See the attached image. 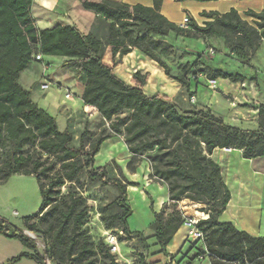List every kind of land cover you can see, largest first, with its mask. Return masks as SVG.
Returning a JSON list of instances; mask_svg holds the SVG:
<instances>
[{
	"label": "trees",
	"instance_id": "1",
	"mask_svg": "<svg viewBox=\"0 0 264 264\" xmlns=\"http://www.w3.org/2000/svg\"><path fill=\"white\" fill-rule=\"evenodd\" d=\"M35 0H0V185L13 175L34 176L42 202L36 215L24 218L28 232L36 233L44 227L41 237L51 240V249L41 252L33 238L18 230L0 215V234L19 239L33 253L23 252L10 262L23 258L39 264H59V259L71 258L72 264H119L108 245L102 249L103 258L81 230L88 217L89 207L84 198L69 188L65 197L61 188L75 183L84 169L95 162L102 144L112 136L98 137L72 146L73 135L62 131L54 116L40 108L32 99V92L20 84V76L38 54L65 58L64 66L75 68L77 80H85L82 100L95 107L102 118L111 122V129L124 135L131 159L148 153L151 178L162 182L168 191V203L154 213L151 229L161 252H166L176 233L184 226L185 216L180 203L187 199L200 204V212L208 214L197 227L202 232L204 250L195 258L205 256L211 264H264V238L253 237L238 230L230 222H221L231 192L226 185L221 166L212 159L216 149L233 148L243 151L246 159L264 157V105L259 107L258 128L244 131L230 126L222 118L203 110H180L166 95L148 96L143 87L149 74H134V85H129L115 73L118 59L139 51L155 61L166 76L190 92L188 71L173 75L171 67L156 55L167 52L170 45L154 36L167 37L170 33L185 38L207 39L222 35L231 48L255 52L264 41V11L252 10L244 20L237 10L227 13L203 12L208 21L203 25L191 19L189 28H183L161 14L163 0H153L152 7L130 6L115 0H84L82 7L96 15V24L90 33H83L75 25H57L40 29L33 16ZM249 64V63H245ZM228 79L233 83L245 80L240 74L221 69L211 80ZM128 112L126 118L120 114ZM115 119V121H113ZM89 134L86 129L83 138ZM87 146L89 147L87 149ZM52 157L51 163L32 156L28 149ZM2 152L5 158L2 159ZM59 165V169H56ZM131 170H136L131 166ZM113 184L119 192L118 206L122 232L138 237L147 249L143 233L132 232L129 219L133 211L128 204V186L121 179L108 180L104 167L94 170ZM191 257L186 264H192ZM134 264H157L140 256Z\"/></svg>",
	"mask_w": 264,
	"mask_h": 264
},
{
	"label": "rangeland",
	"instance_id": "2",
	"mask_svg": "<svg viewBox=\"0 0 264 264\" xmlns=\"http://www.w3.org/2000/svg\"><path fill=\"white\" fill-rule=\"evenodd\" d=\"M47 1L49 2V0L34 1L33 16L40 22L44 15L50 14L49 11L43 9V4H47ZM83 1L57 0L53 5L51 14L53 20L58 22L53 24H77L83 30L92 29L97 20L92 11L82 7ZM252 24L254 25V22ZM154 37L167 42L171 47L167 52L156 51V55L171 67L172 74L179 75L188 71V78L191 83L193 82V89L199 85L198 101L195 99V104L210 106L217 115L224 119L226 124L241 128L248 127L244 122H241L242 116L235 114V106H232L230 101L207 86L215 71L221 69L228 73L243 75L248 81L257 82L260 97L264 98V41L257 51L243 52L231 48L228 40L222 35L207 39L185 38L175 33H170L167 37ZM64 62L65 59L62 57L44 56L43 62L34 60L30 67L23 72L20 84L32 92V98L40 108L46 109L58 119V125L62 131H68L73 135V147L79 148L82 143L89 144L98 137L112 136L102 144L101 150L91 167L88 166L86 158L82 157L84 169L79 172L75 183H66L61 188V195L65 197L69 193V188L74 187L88 205V217L81 230L85 236L90 237V242L97 251L98 262L103 258L102 249L106 247L105 238L112 233L119 240V253L114 255L116 261L119 264H134L140 261V256L145 255L147 257L150 249L157 248L154 245L155 240L153 238L149 240L143 234L150 241V247L146 249L144 246L146 240L142 241L138 237L131 238L124 232L121 234L122 227L119 216L123 211L117 204L119 192L113 184L93 175V172L99 167H104L108 180L118 178L125 183H136V186L127 187L128 204L133 211V215L128 221L129 228L132 232L145 233L146 235L152 230L151 224L154 221V213L159 211L162 204L167 200V187L162 182L151 178L148 153L132 160L124 135L115 134L111 129L110 121L104 120L99 114L93 116L92 112H88V114L80 112L82 110L80 94L85 80H77L75 68L64 66ZM45 65H48L47 69H45ZM43 83L49 84L48 90H41ZM67 89L71 91L72 99L65 98ZM195 94L184 90V98L190 105L193 104L191 99ZM240 100L241 97L237 99V103ZM128 115L129 113L126 112L120 114V117L126 118ZM86 129L89 134L83 138ZM26 151L36 158L40 157L41 154L42 160L46 161L47 164L52 161L51 156L37 152L34 148ZM5 155V152H2L1 158L4 159ZM132 165L136 167L134 172L131 170ZM56 169H59V165H56ZM27 179L30 181L28 187L29 205L25 211H22L26 215L19 218L23 222L25 216L36 215L41 206L40 190L36 178L28 176ZM188 203H182L184 208L180 205L183 212L190 211L196 217H200L201 214L192 211L196 208H191ZM22 212L19 211V214ZM184 216L185 218L192 217L186 214ZM43 232L44 227L39 226L36 233H32L41 252L51 249V240L49 238L44 240L41 237ZM188 243L189 246L185 250L189 247L192 253L191 257L195 258L204 250L201 240L189 237ZM191 257L188 256V260ZM198 259L202 261V259ZM58 262L59 264H72L73 260L71 258L59 259ZM194 264L200 263L195 261ZM202 264H209V262L205 261Z\"/></svg>",
	"mask_w": 264,
	"mask_h": 264
},
{
	"label": "crops",
	"instance_id": "3",
	"mask_svg": "<svg viewBox=\"0 0 264 264\" xmlns=\"http://www.w3.org/2000/svg\"><path fill=\"white\" fill-rule=\"evenodd\" d=\"M56 1L57 0H49V2L47 1V4H43V9L49 11L50 14L47 16L44 15V17L41 18V22L36 19L40 29H51L58 25V23L55 25L53 24L58 21H54L51 14L53 5ZM115 1L122 2L130 6L140 4L146 7H152L154 5L153 0ZM231 9L237 10L244 20L253 25L252 22H254V19L246 16V12L249 10L256 13L263 12L264 0H163L161 14H163L168 20L178 25H181L183 16L188 14L191 19H194L198 24L203 25L204 22L208 21L207 18L202 16L203 12L215 11L223 14L229 12ZM94 16L96 18L95 14ZM60 25L70 24L64 23ZM71 25L77 26L85 34L90 33L92 30H83L77 24ZM138 71L142 75L149 74L148 81L143 87L146 95H166L180 110H203L210 112L216 117L222 118L217 115L210 106H198V104L195 103L190 105L183 95L184 90L186 89L166 76L164 69H162L155 61L149 59L139 51H133L128 55L120 57L115 67L116 75L129 85H134V74ZM192 83L190 92L194 94L196 93L193 97L196 101H198L199 85H196L193 89ZM207 87L214 92H218L222 97L230 101L232 106H235L236 108L235 114L242 116V118H240L241 122H244L248 127L241 128L230 124L228 125L244 131L257 130L259 107L264 105V98L260 97L257 82L248 81L246 77L244 81L237 83H233L228 79L220 78L217 80H210ZM82 93L83 88L80 94L81 100ZM240 97L241 100L237 103V99ZM80 112L83 114L92 112L93 116L95 114H99L95 107L85 105L83 100L82 110ZM238 116H236V119H238ZM56 120L58 122V119ZM211 157L221 166L223 179L231 192V199L219 220L221 222H230L238 230L245 231L253 237L264 238V157L246 159L243 156L242 150L233 148L216 149ZM27 178V175H13L5 184L0 185V215L16 226L19 231L24 232L25 234H27V230L24 227V222L20 221L19 218L26 215L22 211H25L29 205L28 187L30 181ZM168 201L169 199L167 197V200L162 204L160 210L156 212H160L163 205ZM185 202H189L188 204H190L191 208H196L192 210L193 212H197L199 214L202 213L197 210V208L201 206L200 204H195L187 199L180 203L182 208H184L182 203ZM19 211H21L22 214H19ZM184 214L195 216L190 213V211H184ZM143 234L149 240L153 238L155 240L154 245L157 246V248H154V250L150 249L147 253V261L150 263L186 264L188 256L191 257L192 253L189 247L185 250L186 247L189 246L188 229L185 226H182L176 233L164 253L161 252L160 246L157 245L153 230H151V232L147 235L145 233ZM149 240H147V244L150 247ZM23 252L33 253L31 250H28L19 239L0 234V264H39L35 260L29 258H23L16 263L10 262L13 258ZM195 261L200 264L208 261L209 264H211L207 255L204 256L202 261L198 258H196L194 262ZM194 262H192V264H194Z\"/></svg>",
	"mask_w": 264,
	"mask_h": 264
},
{
	"label": "built area",
	"instance_id": "4",
	"mask_svg": "<svg viewBox=\"0 0 264 264\" xmlns=\"http://www.w3.org/2000/svg\"><path fill=\"white\" fill-rule=\"evenodd\" d=\"M191 22V17L188 14H185L182 18L181 21V27L183 28H189V24ZM43 55L38 54L34 57L35 61L38 62H43ZM48 68V65H45V69ZM49 84L48 83H43L41 84V90H48L49 89ZM66 99H72V93L69 89L66 90L65 94ZM191 102L195 103V98L193 97L191 99ZM208 214L202 212L200 217L192 216V217H186L184 226L188 229V235L191 238H194L195 240H201L203 238L202 232L198 229L197 225L200 220L202 219H207ZM28 233V231H27ZM123 234V232H121ZM33 236V235H32ZM105 242L108 245L110 252L112 254H118L119 253V240L118 237L112 233L108 234L107 237L105 238ZM200 259H203L204 256H200ZM49 264V262H48Z\"/></svg>",
	"mask_w": 264,
	"mask_h": 264
},
{
	"label": "water",
	"instance_id": "5",
	"mask_svg": "<svg viewBox=\"0 0 264 264\" xmlns=\"http://www.w3.org/2000/svg\"><path fill=\"white\" fill-rule=\"evenodd\" d=\"M27 234H28L31 238L34 239V237L32 236V233H31V232H28Z\"/></svg>",
	"mask_w": 264,
	"mask_h": 264
},
{
	"label": "bare ground",
	"instance_id": "6",
	"mask_svg": "<svg viewBox=\"0 0 264 264\" xmlns=\"http://www.w3.org/2000/svg\"><path fill=\"white\" fill-rule=\"evenodd\" d=\"M197 213V212H196Z\"/></svg>",
	"mask_w": 264,
	"mask_h": 264
}]
</instances>
